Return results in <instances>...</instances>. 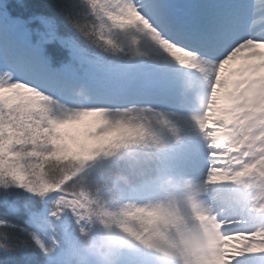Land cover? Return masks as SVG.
I'll return each mask as SVG.
<instances>
[{
    "label": "snow or ice",
    "instance_id": "snow-or-ice-1",
    "mask_svg": "<svg viewBox=\"0 0 264 264\" xmlns=\"http://www.w3.org/2000/svg\"><path fill=\"white\" fill-rule=\"evenodd\" d=\"M182 124L206 141L203 192L243 189L194 206L218 232L210 264L264 255V0H65L58 15L27 18L0 3V206L25 218L19 248L74 264L82 230L108 218L147 243L162 210L109 207L88 190V169L129 147L163 148ZM9 225L0 219V252L12 260Z\"/></svg>",
    "mask_w": 264,
    "mask_h": 264
},
{
    "label": "clouds",
    "instance_id": "clouds-1",
    "mask_svg": "<svg viewBox=\"0 0 264 264\" xmlns=\"http://www.w3.org/2000/svg\"><path fill=\"white\" fill-rule=\"evenodd\" d=\"M118 179L127 183L126 177ZM162 186L165 198L146 204L162 210L150 221L147 243L115 227L117 221L108 218L95 231L82 230L74 264H126L130 254L140 253H147L151 264H210L218 253V232L194 219L203 187L186 180L180 190L171 177Z\"/></svg>",
    "mask_w": 264,
    "mask_h": 264
},
{
    "label": "trees",
    "instance_id": "trees-1",
    "mask_svg": "<svg viewBox=\"0 0 264 264\" xmlns=\"http://www.w3.org/2000/svg\"><path fill=\"white\" fill-rule=\"evenodd\" d=\"M65 0H8V7L13 15L22 17L30 16H55L59 13V7ZM86 10V8H85ZM147 149L141 146H133L121 150L111 157H101L90 165L86 178V186L93 194L98 195L112 208H118L129 200L130 192L138 186H147V177L155 169L152 157L147 158ZM126 177L127 183L118 179ZM12 200L24 204L30 199L29 195L20 189H11ZM0 219H8L10 225L6 226L8 243L19 248L22 241L28 237L24 229L25 218L18 216L11 209L0 206ZM11 225H16L13 228ZM97 234V233H95ZM0 264H44V257L34 249L30 241L27 247L19 248L15 258L8 260L3 252H0Z\"/></svg>",
    "mask_w": 264,
    "mask_h": 264
},
{
    "label": "rangeland",
    "instance_id": "rangeland-1",
    "mask_svg": "<svg viewBox=\"0 0 264 264\" xmlns=\"http://www.w3.org/2000/svg\"><path fill=\"white\" fill-rule=\"evenodd\" d=\"M0 3H2L0 1ZM240 62H237L233 65V67H238ZM194 80L190 75L185 77V81ZM186 84H184L186 92L190 93L189 88H186ZM198 96L195 98L194 102H198ZM187 129L184 126H180V131L173 135L165 130L163 133L164 137V147L157 148H146L147 154L145 155L147 158L152 157L153 159H157V165L152 172V176H149V180L153 179L151 186L154 189L144 190L145 194H141V201L148 203H155L156 201L163 200L166 195V190L162 186V182L171 177L174 179L180 190H183V184L186 180H190L195 186L203 187L205 181V172L206 169L204 167V161L206 158L207 148L206 141L199 134L198 141L196 142L198 145V150H195V143H190L186 141L187 139H191L193 134L191 131H185ZM177 136L179 139H177ZM197 151V153H196ZM164 168L162 176L160 177V173L158 168ZM231 185H223V186H208L207 191L202 193L203 199H208L210 201H220V194H231L232 196L238 197L243 193V189L239 186H235L233 190H230ZM235 191V194H233ZM155 192L156 194H152ZM148 194L152 195L150 199ZM142 204V205H144ZM223 203H217L216 211H221L223 209L224 214L232 215L239 214L240 209L236 207L233 202L232 207L226 206ZM98 235V233L96 234ZM256 256H246L243 259H240L236 262V264H248L250 261L251 264H255L257 262H264V257L260 260ZM126 264H151V257L147 253L140 254H130L127 257Z\"/></svg>",
    "mask_w": 264,
    "mask_h": 264
},
{
    "label": "bare ground",
    "instance_id": "bare-ground-1",
    "mask_svg": "<svg viewBox=\"0 0 264 264\" xmlns=\"http://www.w3.org/2000/svg\"><path fill=\"white\" fill-rule=\"evenodd\" d=\"M188 84L194 87V91H193V92H194L195 94H197L198 89H199L198 81L196 80V81L190 82V83H188ZM190 96H191V98H192L193 95H190ZM186 125H187V129H188V130H190V131H195V130H196L193 126H190V125H188V124H182V126H184V127H186ZM196 139H197V137H194V140H196ZM261 264H262V263H261ZM263 264H264V263H263Z\"/></svg>",
    "mask_w": 264,
    "mask_h": 264
}]
</instances>
